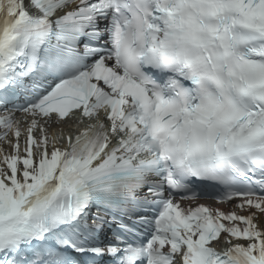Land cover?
Wrapping results in <instances>:
<instances>
[{"label": "snow or ice", "instance_id": "snow-or-ice-1", "mask_svg": "<svg viewBox=\"0 0 264 264\" xmlns=\"http://www.w3.org/2000/svg\"><path fill=\"white\" fill-rule=\"evenodd\" d=\"M0 264H264V0H0Z\"/></svg>", "mask_w": 264, "mask_h": 264}]
</instances>
